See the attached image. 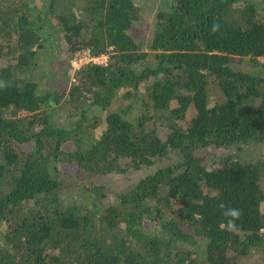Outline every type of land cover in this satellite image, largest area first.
Here are the masks:
<instances>
[{"label":"trees","instance_id":"obj_1","mask_svg":"<svg viewBox=\"0 0 264 264\" xmlns=\"http://www.w3.org/2000/svg\"><path fill=\"white\" fill-rule=\"evenodd\" d=\"M148 1L0 0V264H264V0Z\"/></svg>","mask_w":264,"mask_h":264},{"label":"rangeland","instance_id":"obj_2","mask_svg":"<svg viewBox=\"0 0 264 264\" xmlns=\"http://www.w3.org/2000/svg\"><path fill=\"white\" fill-rule=\"evenodd\" d=\"M156 1V0H155ZM143 2H145V3H150V1H148V0H143ZM150 7H152V5H150L149 4V6H148V9L150 8ZM147 9V8H146ZM147 9V10H148ZM141 35L143 36L144 34H145V29H143V30H141ZM56 45H57V43H55ZM87 50L86 49H84V50H77L73 55H72V57H71V59L74 57V55H78L79 57H80V60H81V62L82 61H85V59L87 58V54L85 53ZM96 58V57H95ZM97 58H99V57H97ZM71 59H70V61L69 62H71ZM99 60H101L102 62H104V58H103V56H101L99 59H98V61ZM80 66V65H79ZM78 66V64L77 65H75L74 67H73V65L70 63L69 64V66L67 67L66 66V63L64 62V60L62 61V62H59V63H55V64H53L51 67H52V73L53 74H51V76H53V78H54V80L52 79V78H50L49 77V72H47V74H44V78H46V79H44V78H42L41 80H40V88L41 87H43L44 89H48V88H52L53 86H52V82H56V83H58V82H62V83H64V84H66V86H69V84L74 80V72L78 69V68H80ZM68 68V69H67ZM65 69H67V71L65 72L64 70ZM36 76H37V78L39 77V75L38 74H36L34 77L36 78ZM49 77V79H47ZM262 153H264V150L262 151ZM67 167H65V168H63L62 167V169L63 170H65L66 171V173H67V175L69 174V173H71V170L69 169H66ZM74 179H77V176H74ZM100 177H98L97 178V181L98 182H100V183H104V184H106V186L109 188V189H111V190H115V189H118V188H120L124 183H121V182H118V181H116V180H114V179H109V180H103V179H101ZM125 185H126V183L124 184V187H125ZM74 199H76V198H74ZM262 207H263V210H264V204L262 205ZM264 231V230H263ZM258 252H256V254H257ZM257 256L258 255H255V261L256 262H258L257 261ZM253 264H256L255 262H253Z\"/></svg>","mask_w":264,"mask_h":264},{"label":"built area","instance_id":"obj_3","mask_svg":"<svg viewBox=\"0 0 264 264\" xmlns=\"http://www.w3.org/2000/svg\"><path fill=\"white\" fill-rule=\"evenodd\" d=\"M85 53L87 54V58L85 59V61H82V62L80 60V57L77 54L74 55V57L71 60L72 65L75 66V65L78 64V66H79V65H81L83 63H87V62H90V61H92V62H102L101 60L98 61V59L101 56H99V58H97V57L95 58V56H92L88 51H86ZM103 58L105 59V56H103Z\"/></svg>","mask_w":264,"mask_h":264},{"label":"clouds","instance_id":"obj_4","mask_svg":"<svg viewBox=\"0 0 264 264\" xmlns=\"http://www.w3.org/2000/svg\"><path fill=\"white\" fill-rule=\"evenodd\" d=\"M89 52V51H88ZM72 60V59H71ZM92 62V61H90ZM71 63V62H70ZM88 63V62H87ZM72 64V63H71ZM85 64V63H83ZM83 64H81L79 67H81ZM74 67V66H73ZM226 214L231 215L232 217H238L240 215V212L238 209H230ZM231 224V221L229 222Z\"/></svg>","mask_w":264,"mask_h":264}]
</instances>
